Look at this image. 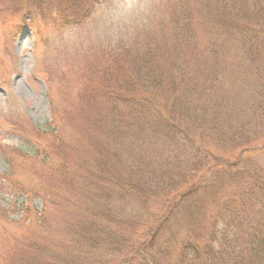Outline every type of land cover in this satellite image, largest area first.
I'll return each instance as SVG.
<instances>
[{"label":"trees","instance_id":"obj_1","mask_svg":"<svg viewBox=\"0 0 264 264\" xmlns=\"http://www.w3.org/2000/svg\"><path fill=\"white\" fill-rule=\"evenodd\" d=\"M195 3L216 24L203 66L190 58ZM220 37L242 59L227 83ZM133 43L90 97L108 118L107 151L87 170L92 207L69 222L68 248L24 264H264V169L240 158L264 149V0H172L166 32Z\"/></svg>","mask_w":264,"mask_h":264},{"label":"rangeland","instance_id":"obj_2","mask_svg":"<svg viewBox=\"0 0 264 264\" xmlns=\"http://www.w3.org/2000/svg\"><path fill=\"white\" fill-rule=\"evenodd\" d=\"M171 5L172 0H0V264L42 260L68 248L67 226L92 207L91 159L97 150L107 151L106 103L102 95L90 99L101 89L100 70L111 67L126 45L139 48L145 36L158 40ZM201 7H191L189 57L197 66L207 63L216 28ZM239 49L220 37L225 83L239 75ZM258 138L264 142V134ZM118 143L124 146L125 140ZM229 151L223 156L238 155L236 148ZM240 158L264 169V149ZM108 257V264L117 263Z\"/></svg>","mask_w":264,"mask_h":264}]
</instances>
